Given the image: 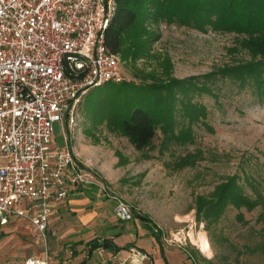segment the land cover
<instances>
[{"label":"rangeland","instance_id":"rangeland-1","mask_svg":"<svg viewBox=\"0 0 264 264\" xmlns=\"http://www.w3.org/2000/svg\"><path fill=\"white\" fill-rule=\"evenodd\" d=\"M146 29L157 37L148 39L135 67L123 63L121 83L87 92L77 111L76 127L68 135L59 122L54 123L51 144L63 147L68 138L83 169L128 204L133 214L145 216L162 238L177 233L196 238L203 233L210 256L190 238L181 245L196 264H263L264 222L257 220L260 207L248 212L230 206L210 224L197 217L195 207L196 197L208 196L234 175L247 196L264 198V100L227 80L207 85L212 95L200 89L207 84L208 74L250 59L239 46L243 36L210 28L202 32L177 21ZM151 76L156 81L167 76L184 81L181 87L187 89L174 93L170 130L163 134L158 126L150 149L136 151L107 123L112 114L119 115L132 102L147 97L144 92L156 82ZM184 104L191 105L188 111L192 106L198 111L192 122L184 119ZM179 132L184 136L177 139ZM239 212L244 222L237 219ZM156 252L165 264L160 248Z\"/></svg>","mask_w":264,"mask_h":264},{"label":"built area","instance_id":"built-area-1","mask_svg":"<svg viewBox=\"0 0 264 264\" xmlns=\"http://www.w3.org/2000/svg\"><path fill=\"white\" fill-rule=\"evenodd\" d=\"M115 10L116 0H0V227L24 218L45 242L48 217L81 186L113 200L117 220L133 219L130 206L83 169L68 138L63 147L51 144L54 123L68 135L76 127L87 92L124 80L105 44ZM186 239L177 233L164 242L181 247ZM143 259L135 252L126 262Z\"/></svg>","mask_w":264,"mask_h":264},{"label":"trees","instance_id":"trees-1","mask_svg":"<svg viewBox=\"0 0 264 264\" xmlns=\"http://www.w3.org/2000/svg\"><path fill=\"white\" fill-rule=\"evenodd\" d=\"M164 21L185 23L202 32L210 28L243 36L239 46L250 59L222 66L208 74L205 76L207 84L200 89L210 93L211 88L207 85L216 80H227L240 89H251L257 99L264 100V0H116V10L105 34L106 48L120 58L121 64L131 63L135 67L134 63L146 51L148 39L157 37L146 29L147 26H158ZM146 36L149 38L145 39ZM154 77L151 79L156 81ZM159 78L144 92L146 98L132 102L119 115L112 114L107 123L127 138L136 151L150 149L158 126L163 134L170 130L173 121L171 108L176 100L174 93L187 89L186 86L181 87L184 81L169 76ZM187 106L191 105L184 104V119L192 122L198 111L195 112L194 106L188 111ZM183 136L179 132L176 137L180 139ZM183 165L185 163L181 167ZM230 206L237 211L245 209L248 212L260 207L257 220L264 222V198L247 196L235 175L225 178L208 196L195 199L197 217L202 216L207 224L217 222ZM133 218L144 225L147 223L155 241L161 244L162 235L158 228L148 224L150 222L145 216L134 214ZM237 219L244 222L241 212ZM107 245L95 244L92 248ZM160 250L164 263L169 264L162 247Z\"/></svg>","mask_w":264,"mask_h":264},{"label":"crops","instance_id":"crops-1","mask_svg":"<svg viewBox=\"0 0 264 264\" xmlns=\"http://www.w3.org/2000/svg\"><path fill=\"white\" fill-rule=\"evenodd\" d=\"M103 196L96 186L69 189L48 217L45 242L35 240L29 220L11 216L0 227V264H22L29 257L47 258L49 264H130L126 259L135 252L144 256L139 264H163L156 252L161 247L169 264H196L185 249L157 243L139 219L117 220L113 200L108 204ZM103 243L108 245L92 248Z\"/></svg>","mask_w":264,"mask_h":264},{"label":"bare ground","instance_id":"bare-ground-1","mask_svg":"<svg viewBox=\"0 0 264 264\" xmlns=\"http://www.w3.org/2000/svg\"><path fill=\"white\" fill-rule=\"evenodd\" d=\"M188 236L191 240V242L206 256H210L211 255V250H210V246L209 243L207 241L206 236L202 233L197 235V237L195 238L194 235H192L191 233H188Z\"/></svg>","mask_w":264,"mask_h":264}]
</instances>
